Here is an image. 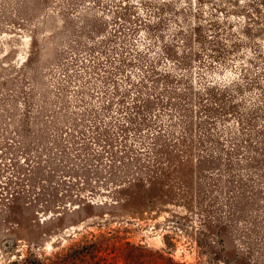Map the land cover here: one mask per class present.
<instances>
[{"label": "rangeland", "instance_id": "obj_1", "mask_svg": "<svg viewBox=\"0 0 264 264\" xmlns=\"http://www.w3.org/2000/svg\"><path fill=\"white\" fill-rule=\"evenodd\" d=\"M111 234L264 264V0H0V264Z\"/></svg>", "mask_w": 264, "mask_h": 264}, {"label": "trees", "instance_id": "obj_2", "mask_svg": "<svg viewBox=\"0 0 264 264\" xmlns=\"http://www.w3.org/2000/svg\"><path fill=\"white\" fill-rule=\"evenodd\" d=\"M102 241L98 240V236L93 237L91 235L88 241L73 244L63 254H53L50 258H47L45 263H42L39 259H31V261L22 259L21 261L13 260L7 264H99L96 254L101 251L102 246H104L103 249H109V252L113 255L112 258L124 251L125 253H135L139 264H176L158 252H151L145 248L133 246L115 234L104 237Z\"/></svg>", "mask_w": 264, "mask_h": 264}]
</instances>
